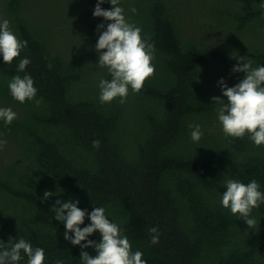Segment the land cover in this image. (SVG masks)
<instances>
[{
  "label": "trees",
  "instance_id": "16d2710c",
  "mask_svg": "<svg viewBox=\"0 0 264 264\" xmlns=\"http://www.w3.org/2000/svg\"><path fill=\"white\" fill-rule=\"evenodd\" d=\"M97 2L0 0V18L27 41L11 64L0 56V108L17 113L10 125L0 121V241L43 248V264H82L51 211L72 199L88 213L104 207L147 264H264V203L251 213L254 229L220 204L225 179L256 180L264 192V145L226 137L212 100H226L221 79L232 87L244 78L232 71L240 57L264 65V0H120L155 47L154 75L123 104L99 100L100 80L111 76L97 66V26L110 21L93 16ZM23 58L30 64L18 72ZM25 74L38 91L21 104L8 83ZM189 124L201 126L199 142ZM90 223L86 216L80 227Z\"/></svg>",
  "mask_w": 264,
  "mask_h": 264
},
{
  "label": "clouds",
  "instance_id": "9594fccd",
  "mask_svg": "<svg viewBox=\"0 0 264 264\" xmlns=\"http://www.w3.org/2000/svg\"><path fill=\"white\" fill-rule=\"evenodd\" d=\"M105 0H98L93 16L103 17L107 24L106 30L102 23L97 26L100 33L95 50L98 53L100 68H106L111 79H101L99 83V100L103 103H111L119 97L121 104L125 103L129 95V89L133 93H139L147 78L155 73L152 61L155 59V47L144 38L142 29L129 22L124 15V9L119 6L120 0H110L112 8L103 9L100 5ZM133 13L136 9H131ZM27 47V41L21 40L12 31L10 22L0 18V56L6 64H11L14 58L20 56L21 51ZM233 67L234 73L243 72L245 76L236 85L229 87L223 79L219 81L223 97H213L217 119L222 126L226 137L243 138L246 134L250 142L259 147L264 145V65L253 67L251 62H244ZM30 64L28 58L19 61L18 72H24ZM51 68V65H49ZM10 94L15 101L23 104L35 99L37 88L30 75L23 77L14 75L8 83ZM39 104V101H36ZM17 113L10 107L0 108V121L10 125L16 119ZM192 129L191 140L199 142L203 131L199 124H189ZM7 140L0 139V150L6 146ZM98 140L93 141V147H99ZM226 191L220 196V204L229 209L233 215L239 214L248 228H256L257 220L251 216L253 209L264 203V192L260 191V184L251 180L247 184L238 179H225L222 181ZM53 193L45 190L43 200H47ZM79 201L67 202L55 201L51 209L55 214V220L65 226L64 238L73 245H79L82 249L80 258L82 264H147L142 259L143 253L133 251L132 245L124 234L123 229L117 223L112 222L106 215L104 207H94L88 213L77 205ZM91 221L83 228L85 217ZM99 232L101 239L94 241L88 239L94 232ZM150 243H159V229L152 227L149 230ZM73 234V235H70ZM86 243H82L85 242ZM94 248L95 256L90 255L85 248ZM27 257V264H43L45 252L43 248L33 247L32 244L21 238L9 239L7 244L0 241V264H19V261ZM55 264H64L62 260H56Z\"/></svg>",
  "mask_w": 264,
  "mask_h": 264
},
{
  "label": "rangeland",
  "instance_id": "374dc122",
  "mask_svg": "<svg viewBox=\"0 0 264 264\" xmlns=\"http://www.w3.org/2000/svg\"><path fill=\"white\" fill-rule=\"evenodd\" d=\"M85 4H86V1L84 2L83 5H85ZM55 12H56V8H55L54 11H53L52 17H54ZM48 16H49V13H48Z\"/></svg>",
  "mask_w": 264,
  "mask_h": 264
}]
</instances>
